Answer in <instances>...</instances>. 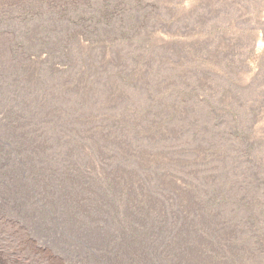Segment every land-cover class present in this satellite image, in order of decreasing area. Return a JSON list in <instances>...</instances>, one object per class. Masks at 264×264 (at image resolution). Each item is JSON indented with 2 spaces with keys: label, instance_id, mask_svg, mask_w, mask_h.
<instances>
[{
  "label": "rangeland",
  "instance_id": "rangeland-1",
  "mask_svg": "<svg viewBox=\"0 0 264 264\" xmlns=\"http://www.w3.org/2000/svg\"><path fill=\"white\" fill-rule=\"evenodd\" d=\"M2 69L0 264H50L25 232L84 264L80 221L114 258L125 236L147 264H264V0H0ZM194 209L222 235L192 242Z\"/></svg>",
  "mask_w": 264,
  "mask_h": 264
},
{
  "label": "bare ground",
  "instance_id": "bare-ground-1",
  "mask_svg": "<svg viewBox=\"0 0 264 264\" xmlns=\"http://www.w3.org/2000/svg\"><path fill=\"white\" fill-rule=\"evenodd\" d=\"M5 41V40H4ZM4 41H2V45L3 43H5ZM6 44V43H5ZM9 46V45H7ZM5 50V48H4ZM7 62H4L5 65V69H8V67L10 68L12 62L10 60L9 57H7ZM7 65V66H6ZM13 66V65H12ZM3 68V67H1ZM11 70V69H10ZM4 72V70L2 69L1 73L2 74ZM3 86V85H2ZM5 86V85H4ZM14 136V135H13ZM15 141V140H14ZM16 142V141H15ZM45 149V148H44ZM67 150V149H66ZM59 152V151H58ZM67 152V151H66ZM60 153V152H59ZM64 153V152H63ZM69 153V152H68ZM57 154V153H56ZM55 154V155H56ZM63 155V154H62ZM53 156V155H52ZM49 156V157H52ZM66 157V156H65ZM64 158V157H63ZM71 158V157H70ZM54 159V158H53ZM46 160V159H45ZM58 160V159H57ZM49 161V160H48ZM68 161V160H67ZM59 162V161H58ZM61 162V161H60ZM72 162V161H71ZM22 164H24V162H21ZM38 166L41 163V161H37L36 163ZM47 164V163H46ZM55 164V163H54ZM65 164V163H64ZM67 164V163H66ZM76 164V163H75ZM84 164V163H83ZM72 165V164H71ZM57 166V165H56ZM77 167V166H76ZM19 168V166H18ZM63 168V167H62ZM70 168V166H69ZM72 168V167H71ZM20 170V169H19ZM23 170V168H22ZM40 171V170H39ZM28 171H25L23 173H17V174H22L21 177H17L14 176L12 178V180H10V182L12 183L13 187H10L9 185L7 186L10 190L13 191V193L17 196L18 199H21L22 197H26L29 198V196L32 193V187L36 184V178H34L30 172L27 173ZM55 172V171H54ZM50 174V173H49ZM57 174V173H56ZM27 175V176H26ZM28 178V180H27ZM51 178V177H50ZM49 178V181H50ZM53 178V177H52ZM143 181V180H142ZM63 183V182H62ZM46 186V185H45ZM61 186V185H60ZM47 187V186H46ZM48 188V187H47ZM44 191H45V187H44ZM50 191V190H49ZM59 191V190H58ZM74 191V189H73ZM54 192V190H53ZM80 192V191H79ZM51 194V193H50ZM76 194V193H75ZM61 195V193H60ZM51 196V195H50ZM67 196V195H66ZM46 198L45 196L42 198L44 199ZM60 198V197H59ZM56 199V198H55ZM62 201V200H61ZM50 204V203H49ZM66 204V203H65ZM156 204V203H155ZM64 205V204H63ZM82 207V206H81ZM81 209V208H80ZM142 210V209H141ZM85 211V210H84ZM87 212V211H86ZM89 212V211H88ZM94 213V212H93ZM43 216L48 217L49 214L45 211H43L41 213ZM84 214V213H83ZM41 215V216H42ZM79 215V214H78ZM81 216V215H80ZM85 217V216H84ZM91 217V216H90ZM87 218V217H86ZM103 218V217H102ZM64 219V218H63ZM55 220H57V218H55ZM54 220V221H55ZM60 220V219H59ZM93 220V219H92ZM3 221V220H2ZM8 222V221H7ZM11 222V221H10ZM16 222V221H15ZM65 222V221H64ZM63 222V223H64ZM68 222V221H67ZM108 222V221H107ZM138 222V221H137ZM2 223V222H1ZM106 223V222H105ZM206 223V222H205ZM3 224V223H2ZM19 224V223H18ZM86 224V223H85ZM93 225V223H91ZM22 225V224H21ZM80 225V226H79ZM79 225L75 224L74 225H70L68 226L65 230H63V235H62V239L66 240V241H74L76 243V245L79 246V249H81L82 251L85 252H80L79 257H78V263H81L83 261V263L85 264V262L88 263H97L100 264L99 261L94 258L92 256L95 255V257H99L102 259H104L106 262L112 263V264H117L118 262L121 261L124 262V264H147L149 262V259L147 257V255L143 254L142 257L145 259V261L140 262L139 258L140 257V253L142 254L143 252V247L140 246V243H142V239L140 237H135L134 239L128 238L126 237L125 239L122 238L123 241H121L122 243H120L118 245V253L115 254L117 255V258H114L112 256V253L114 252V248L117 247L116 246V235L114 232H112L110 229H105V230H101L100 227L98 226H84V224L82 223V221H80ZM88 225V224H87ZM12 226V225H11ZM204 226V225H203ZM210 226V225H209ZM18 227V226H17ZM27 227V226H26ZM35 233L39 234L38 232L40 231V227L38 226H30ZM79 227H82V229H80ZM206 227V226H205ZM9 228V227H8ZM29 228V227H27ZM51 228V229H50ZM48 228L49 231L51 230H56L55 227H50ZM31 229V230H32ZM22 230V229H21ZM132 230H136V229H132ZM140 230H142L144 232V228H142V226L140 227ZM187 230V229H186ZM23 231V230H22ZM30 232V231H29ZM47 232V231H46ZM138 232V230H137ZM16 233V232H15ZM31 234H34V232H30ZM135 233V232H134ZM141 233V232H140ZM5 234V233H4ZM14 235V234H13ZM34 236V235H33ZM10 237V236H9ZM20 238H22L23 243H28L29 245H31L32 247H35L36 249H38L37 251H39L42 255V259H46L49 260L50 264H76V263H72L69 260L71 259L70 257L67 258L66 256L63 255V252L59 251L61 250V248H63V246L58 247L59 249L56 248H51L50 245L47 246H38V248L36 247V245L38 244L36 240H34L33 238L30 237V235L28 233L25 232V236H18ZM8 238V237H7ZM5 241V240H4ZM66 241H64V246L66 245ZM54 242V241H53ZM52 242V243H53ZM10 243V242H9ZM55 245L58 244V242L55 240ZM53 243V244H54ZM149 243V241H148ZM154 243V242H153ZM158 243V242H157ZM8 244V243H7ZM21 244V243H20ZM127 244V246H126ZM150 245V244H149ZM153 245V244H151ZM50 246V247H49ZM12 247V246H11ZM9 247V248H11ZM53 247V245H52ZM24 248V247H23ZM165 248V247H164ZM29 249V248H28ZM155 249V247H154ZM159 249V248H158ZM64 250V249H63ZM120 251V253H119ZM159 251V250H158ZM35 252V251H34ZM71 252V251H70ZM76 252V251H75ZM68 254V251L66 252ZM4 254V253H3ZM19 253L16 252V255H18ZM21 254V253H20ZM23 254V253H22ZM136 255L138 256L136 259H131L130 257ZM6 256V255H5ZM11 256V255H10ZM135 256V257H136ZM16 259V258H15ZM89 259V260H88ZM99 259V258H98ZM6 260V259H5ZM72 260V259H71ZM77 260V259H76ZM100 260V259H99ZM170 260V259H169ZM25 261V260H24ZM45 261V260H44ZM28 262V261H26ZM70 262V263H69ZM173 263V262H172ZM5 264V263H4ZM15 264V263H14ZM38 264V263H37ZM43 264H47L46 261L43 262ZM119 264V263H118Z\"/></svg>",
  "mask_w": 264,
  "mask_h": 264
},
{
  "label": "trees",
  "instance_id": "trees-1",
  "mask_svg": "<svg viewBox=\"0 0 264 264\" xmlns=\"http://www.w3.org/2000/svg\"><path fill=\"white\" fill-rule=\"evenodd\" d=\"M35 13H33V14H31V15H29L30 17H32L33 15H34ZM147 121H152V119H149V120H147ZM147 123V122H146ZM142 145V144H141ZM44 189H42V191H43ZM147 198V197H146ZM148 202H149V200H148ZM150 205H151V203H150ZM158 208V207H157ZM162 207H160V209H161ZM191 211H193V210H191ZM188 212V211H187ZM195 212H196V214H195ZM196 216H197V220H198V222L197 223H194L193 224V226L192 227H190L189 226V230H188V232H187V234L189 233L190 235H191V232H192V235H191V237H190V235H189V239H192V242H196L197 244L198 243H201V242H203L204 241V239H202V237H199L198 239L197 238H195V235H197V236H202L201 234H200V232H198V230H200V231H202V233H214V234H220V235H222V233H223V229L221 228V227H219V225H218V223H217V221H216V219H215V215H212L211 216V218H212V220H214L213 221V223L211 224V223H208V225H206V224H204V222H202L201 221V219L202 218H204V216H207L205 213H203V212H201V210H199V209H194V212H193ZM188 215V214H187ZM209 215V214H208ZM200 218V219H199ZM167 220V219H166ZM171 220L172 219H169V220H167L166 221V226L169 224V226L171 225L170 224V222H171ZM195 224H197L198 225V229H196V225ZM204 225V226H203ZM210 225V226H209ZM168 226V227H169ZM206 226V227H205ZM165 227V226H164ZM154 230V229H153ZM191 230V231H190ZM171 231V230H170ZM169 231V232H170ZM153 232V231H152ZM168 234H171V233H166V235H168ZM205 235V234H204ZM154 236H158V234L155 232V230H154ZM166 238H168V237H166ZM197 240V241H196ZM199 240V241H198ZM172 241V240H171ZM173 242V241H172ZM173 244V243H172ZM201 250H202V248H201Z\"/></svg>",
  "mask_w": 264,
  "mask_h": 264
}]
</instances>
